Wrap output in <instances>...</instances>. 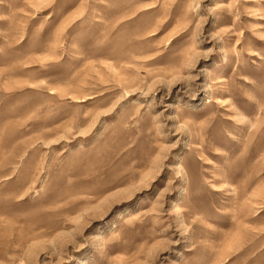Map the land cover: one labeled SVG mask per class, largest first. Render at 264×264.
Returning a JSON list of instances; mask_svg holds the SVG:
<instances>
[{"label": "rangeland", "instance_id": "obj_1", "mask_svg": "<svg viewBox=\"0 0 264 264\" xmlns=\"http://www.w3.org/2000/svg\"><path fill=\"white\" fill-rule=\"evenodd\" d=\"M0 264H264V0H0Z\"/></svg>", "mask_w": 264, "mask_h": 264}]
</instances>
